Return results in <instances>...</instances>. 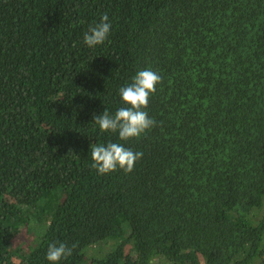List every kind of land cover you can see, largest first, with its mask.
<instances>
[{"label":"trees","instance_id":"16d2710c","mask_svg":"<svg viewBox=\"0 0 264 264\" xmlns=\"http://www.w3.org/2000/svg\"><path fill=\"white\" fill-rule=\"evenodd\" d=\"M145 69L154 127L101 132ZM110 142L143 153L131 173L92 168ZM60 243L58 264H264V0H0V264Z\"/></svg>","mask_w":264,"mask_h":264},{"label":"clouds","instance_id":"9594fccd","mask_svg":"<svg viewBox=\"0 0 264 264\" xmlns=\"http://www.w3.org/2000/svg\"><path fill=\"white\" fill-rule=\"evenodd\" d=\"M111 28L108 14L104 13L100 22L91 26L84 34L85 44L90 48L104 44ZM161 83L162 77L157 72L150 69L138 71L132 83L119 90L120 98L126 107L119 108L114 116L106 109L102 115L94 116L93 121L101 132L118 133L122 141L141 137L155 125L154 119L149 117L145 109L148 107L150 97L156 92V86ZM142 156V152H134L119 143L91 145L92 168L101 175L110 174L117 169L123 170L125 174L131 173ZM71 255L72 249L65 244L60 243L59 246L51 244L46 258L52 264H58L62 258Z\"/></svg>","mask_w":264,"mask_h":264},{"label":"rangeland","instance_id":"374dc122","mask_svg":"<svg viewBox=\"0 0 264 264\" xmlns=\"http://www.w3.org/2000/svg\"><path fill=\"white\" fill-rule=\"evenodd\" d=\"M21 240V242L17 243L18 247H23L25 246V244L28 242V240H31V236L30 233L26 232V233H21V237H19ZM111 243H103V244H97L92 246L90 249H88L86 251L87 254H89L88 256L90 257V255L92 254H100V253H104L105 251H107L108 249H110ZM203 261V259H201ZM153 264H170L167 261H165L162 258H156L153 261ZM202 264H205L204 261L202 262Z\"/></svg>","mask_w":264,"mask_h":264}]
</instances>
